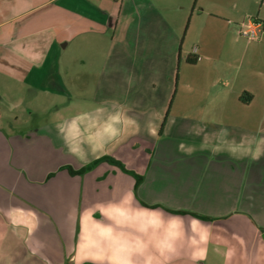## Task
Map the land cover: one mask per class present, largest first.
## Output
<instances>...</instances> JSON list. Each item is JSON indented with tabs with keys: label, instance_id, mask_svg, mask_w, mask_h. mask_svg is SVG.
<instances>
[{
	"label": "crops",
	"instance_id": "crops-1",
	"mask_svg": "<svg viewBox=\"0 0 264 264\" xmlns=\"http://www.w3.org/2000/svg\"><path fill=\"white\" fill-rule=\"evenodd\" d=\"M244 21L0 0V264H264V66L207 41Z\"/></svg>",
	"mask_w": 264,
	"mask_h": 264
},
{
	"label": "rangeland",
	"instance_id": "rangeland-1",
	"mask_svg": "<svg viewBox=\"0 0 264 264\" xmlns=\"http://www.w3.org/2000/svg\"><path fill=\"white\" fill-rule=\"evenodd\" d=\"M201 5H204L206 11H213L214 13L221 15L235 14L237 17H241L243 20H247L248 17H259L264 21V0H199ZM235 4V9L233 5ZM215 32V31H214ZM237 38L240 42L236 41V37L232 38L227 35L225 31L218 30L212 35H208L207 41L213 42L219 45V53L232 49L234 46L239 47L242 50H250L248 60L256 67L264 66V34L261 33L260 37L255 40H248L247 38L240 35L239 31L237 33ZM262 38V39H261ZM193 37L190 35L186 40L185 47L188 49H193L195 47V42H193ZM261 39V40H260ZM237 42V43H236ZM251 53V54H250ZM194 74L191 69L188 70V76ZM177 86V79L175 78L174 88ZM209 82H202L201 91L207 97L212 95V92L209 89ZM57 103V102H56ZM60 103V102H59ZM28 104H22L21 107L16 111L20 116V119L23 117L29 116V110L26 111ZM49 105V104H48ZM263 103L257 102L254 103L252 107H242L237 106L235 111L239 112H248L251 111L253 117L260 115L261 110H263ZM61 106V105H59ZM26 107V108H25ZM29 107V106H28ZM56 107V106H55ZM64 106L58 107L61 109V112H67ZM55 109V111H57ZM260 112V113H259ZM51 112H46L43 115V119L48 118Z\"/></svg>",
	"mask_w": 264,
	"mask_h": 264
},
{
	"label": "built area",
	"instance_id": "built-area-1",
	"mask_svg": "<svg viewBox=\"0 0 264 264\" xmlns=\"http://www.w3.org/2000/svg\"><path fill=\"white\" fill-rule=\"evenodd\" d=\"M264 30V22L258 17H248L241 23L239 33L248 40H255L260 37Z\"/></svg>",
	"mask_w": 264,
	"mask_h": 264
},
{
	"label": "trees",
	"instance_id": "trees-1",
	"mask_svg": "<svg viewBox=\"0 0 264 264\" xmlns=\"http://www.w3.org/2000/svg\"><path fill=\"white\" fill-rule=\"evenodd\" d=\"M196 59L197 58H194V57L190 56L188 58V61H189V63H195L196 62ZM105 159H108V157H105ZM109 159H111V158H109ZM115 161L118 162V163H120L118 160H115ZM137 179H138V181H140V178L139 177ZM175 212H178V213H186V211H175ZM193 214L196 215V216H198V217H201L203 219H208L209 218L208 216H204V215H201V214H197V213H193Z\"/></svg>",
	"mask_w": 264,
	"mask_h": 264
}]
</instances>
